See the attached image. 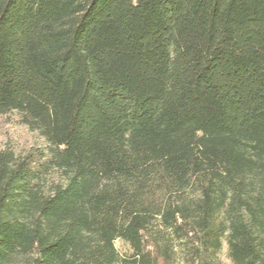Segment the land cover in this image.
I'll return each instance as SVG.
<instances>
[{"label": "trees", "instance_id": "16d2710c", "mask_svg": "<svg viewBox=\"0 0 264 264\" xmlns=\"http://www.w3.org/2000/svg\"><path fill=\"white\" fill-rule=\"evenodd\" d=\"M26 97L52 144L0 151V264H170L167 229L264 264V0H0Z\"/></svg>", "mask_w": 264, "mask_h": 264}, {"label": "rangeland", "instance_id": "374dc122", "mask_svg": "<svg viewBox=\"0 0 264 264\" xmlns=\"http://www.w3.org/2000/svg\"><path fill=\"white\" fill-rule=\"evenodd\" d=\"M51 124L45 111L39 109L29 98L15 101L8 106H0V151L11 149L17 156L30 151L48 152L51 145ZM47 185L60 179V173L51 168L44 177ZM164 242L171 248L170 264H189L193 246L186 237L177 235L171 229L161 232ZM123 257H129L132 250L120 239L115 241ZM221 264H234L229 255L228 242L218 252Z\"/></svg>", "mask_w": 264, "mask_h": 264}]
</instances>
